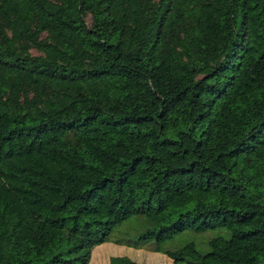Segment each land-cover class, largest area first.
I'll return each instance as SVG.
<instances>
[{
    "label": "trees",
    "instance_id": "1",
    "mask_svg": "<svg viewBox=\"0 0 264 264\" xmlns=\"http://www.w3.org/2000/svg\"><path fill=\"white\" fill-rule=\"evenodd\" d=\"M131 219L264 264V0H0V264H87Z\"/></svg>",
    "mask_w": 264,
    "mask_h": 264
},
{
    "label": "rangeland",
    "instance_id": "2",
    "mask_svg": "<svg viewBox=\"0 0 264 264\" xmlns=\"http://www.w3.org/2000/svg\"><path fill=\"white\" fill-rule=\"evenodd\" d=\"M142 229L137 219H131L129 224L124 222L122 225L116 226L108 240L91 249L87 264H109L111 258L120 256L130 258L132 264H188L184 261L174 260L166 251H174L188 242H193L200 252L205 253L209 250L208 239L215 236L225 238L230 236L229 232L222 227L205 231L187 229L159 243V249H157L158 244L154 238L140 245H128L119 241V239L128 237L134 238Z\"/></svg>",
    "mask_w": 264,
    "mask_h": 264
}]
</instances>
